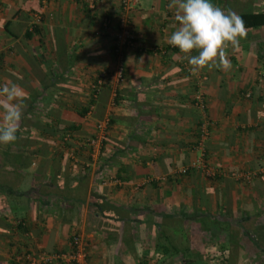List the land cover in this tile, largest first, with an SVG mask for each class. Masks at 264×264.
<instances>
[{
  "label": "crops",
  "instance_id": "crops-1",
  "mask_svg": "<svg viewBox=\"0 0 264 264\" xmlns=\"http://www.w3.org/2000/svg\"><path fill=\"white\" fill-rule=\"evenodd\" d=\"M210 2L264 14V0ZM169 3L137 0L134 45L117 57L121 0H0V86L26 94L16 141L0 145V264L67 253L74 234L87 264H264V25L247 26L231 69H204L199 86L168 43L179 26ZM105 121L92 158L80 143Z\"/></svg>",
  "mask_w": 264,
  "mask_h": 264
},
{
  "label": "clouds",
  "instance_id": "clouds-1",
  "mask_svg": "<svg viewBox=\"0 0 264 264\" xmlns=\"http://www.w3.org/2000/svg\"><path fill=\"white\" fill-rule=\"evenodd\" d=\"M169 8L175 9L179 26L168 43L187 61L191 74L213 68L229 71L227 50L237 48L247 34L243 18L231 10L225 12L210 0H170ZM25 99L18 85L0 86V145L16 141Z\"/></svg>",
  "mask_w": 264,
  "mask_h": 264
},
{
  "label": "built area",
  "instance_id": "built-area-1",
  "mask_svg": "<svg viewBox=\"0 0 264 264\" xmlns=\"http://www.w3.org/2000/svg\"><path fill=\"white\" fill-rule=\"evenodd\" d=\"M43 3H46L47 0H41ZM75 3L85 5L89 9L93 10L95 7L107 0H71ZM137 4V0H121V15L119 16L116 24H115V33H114V55L117 57H121V47L129 43L130 45H134V36L129 30L128 24L129 20L126 16V13ZM125 12V14L123 13ZM41 20L40 15L34 16L33 23L37 24ZM112 26L111 19L105 17L102 20L101 23V29L103 31H107ZM120 71V69H119ZM120 73V72H119ZM121 74V73H120ZM190 76L194 77L197 81L196 84L200 86L204 82V80L201 79L200 74L193 76L189 70ZM106 78V72H101L98 76V80L96 83L92 85V92L94 98L99 93L102 85L104 84V79ZM194 105L200 109L202 112L205 110L206 104L204 101L203 93L201 90H197L194 94L193 98ZM108 127V121L97 123L94 126V133L88 137L84 142H82V146H85L87 149L89 155L94 158L98 152L100 151V148L103 143L104 136L106 134ZM209 136V132L207 129V125L205 122L201 124L200 130H199V146L203 143V141L207 140ZM69 134L66 135L65 140H68ZM73 158V155H71ZM194 167H203L205 170L206 168L203 166L202 161L198 160L195 163L192 164ZM187 172L186 168H181L180 173L185 174ZM264 172V167H262L259 170V173ZM207 174L210 175V172L207 170ZM245 180H250L253 176L252 173H244L240 175ZM117 183V181H115ZM87 252L84 249L83 242L81 238L74 234L71 241H70V250L67 253H48L44 251L40 252H26L23 255L17 257V263L18 264H52L54 262H65L69 264H87ZM217 264H220V262H217Z\"/></svg>",
  "mask_w": 264,
  "mask_h": 264
},
{
  "label": "trees",
  "instance_id": "trees-1",
  "mask_svg": "<svg viewBox=\"0 0 264 264\" xmlns=\"http://www.w3.org/2000/svg\"><path fill=\"white\" fill-rule=\"evenodd\" d=\"M241 17L243 18L245 27L252 25H264V14L250 15V16L243 15Z\"/></svg>",
  "mask_w": 264,
  "mask_h": 264
},
{
  "label": "rangeland",
  "instance_id": "rangeland-1",
  "mask_svg": "<svg viewBox=\"0 0 264 264\" xmlns=\"http://www.w3.org/2000/svg\"><path fill=\"white\" fill-rule=\"evenodd\" d=\"M217 262H218V261H217ZM217 262H216V263H217ZM216 263H215V264H216Z\"/></svg>",
  "mask_w": 264,
  "mask_h": 264
}]
</instances>
